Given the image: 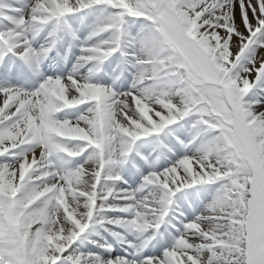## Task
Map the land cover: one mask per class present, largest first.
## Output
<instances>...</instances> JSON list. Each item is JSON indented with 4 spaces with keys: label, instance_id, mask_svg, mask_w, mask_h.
Returning <instances> with one entry per match:
<instances>
[{
    "label": "snow or ice",
    "instance_id": "snow-or-ice-1",
    "mask_svg": "<svg viewBox=\"0 0 264 264\" xmlns=\"http://www.w3.org/2000/svg\"><path fill=\"white\" fill-rule=\"evenodd\" d=\"M0 264H264V0H0Z\"/></svg>",
    "mask_w": 264,
    "mask_h": 264
}]
</instances>
